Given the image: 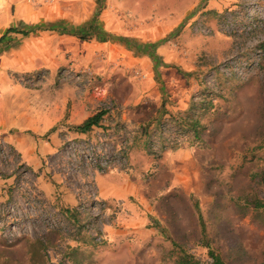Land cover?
I'll list each match as a JSON object with an SVG mask.
<instances>
[{
  "label": "rangeland",
  "instance_id": "1",
  "mask_svg": "<svg viewBox=\"0 0 264 264\" xmlns=\"http://www.w3.org/2000/svg\"><path fill=\"white\" fill-rule=\"evenodd\" d=\"M0 17V38L18 29L0 41V264H264V0H12ZM190 108L202 141L174 118Z\"/></svg>",
  "mask_w": 264,
  "mask_h": 264
},
{
  "label": "trees",
  "instance_id": "2",
  "mask_svg": "<svg viewBox=\"0 0 264 264\" xmlns=\"http://www.w3.org/2000/svg\"><path fill=\"white\" fill-rule=\"evenodd\" d=\"M96 28L95 26V19L91 20L87 26H85V29L82 31L81 29L77 30H69L73 35H78L81 39H86L91 37L94 32V29ZM18 29L14 27H10L7 29V31L3 34V36L0 38V41L3 40L6 35L10 32H17ZM101 40V38H100ZM102 40H106L105 37L102 38ZM107 114V110L102 109L96 112L95 114L89 116L86 118L82 123L74 125L73 128L75 131L80 132V133H88L93 129L95 126H99L104 119V116ZM179 116V115H178ZM177 115L174 117L175 119H179L180 121V127L181 129L186 130L187 133H190L191 136L194 137V139H199L202 141V123H201V118L197 113H193V108L187 109L184 111L181 115V117H178ZM147 127V126H146ZM144 133L148 134V130L145 129ZM262 182L264 184V171L262 172ZM256 207H264V203L262 202H257ZM210 256L212 258L211 262L204 263L200 260L194 259L192 256H186L187 259L185 260V264H225L223 258L221 257L220 254L215 252V250L211 249L210 250Z\"/></svg>",
  "mask_w": 264,
  "mask_h": 264
},
{
  "label": "crops",
  "instance_id": "3",
  "mask_svg": "<svg viewBox=\"0 0 264 264\" xmlns=\"http://www.w3.org/2000/svg\"><path fill=\"white\" fill-rule=\"evenodd\" d=\"M9 2H12V0H0V6H7L9 4ZM3 19H1L0 17V33L4 31V27H3Z\"/></svg>",
  "mask_w": 264,
  "mask_h": 264
}]
</instances>
